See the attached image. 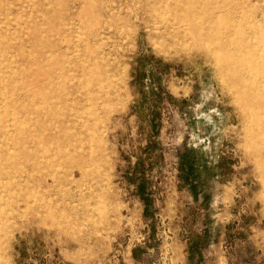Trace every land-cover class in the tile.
<instances>
[{
  "label": "rangeland",
  "instance_id": "rangeland-1",
  "mask_svg": "<svg viewBox=\"0 0 264 264\" xmlns=\"http://www.w3.org/2000/svg\"><path fill=\"white\" fill-rule=\"evenodd\" d=\"M175 3L0 0V264H264V0Z\"/></svg>",
  "mask_w": 264,
  "mask_h": 264
},
{
  "label": "bare ground",
  "instance_id": "bare-ground-1",
  "mask_svg": "<svg viewBox=\"0 0 264 264\" xmlns=\"http://www.w3.org/2000/svg\"><path fill=\"white\" fill-rule=\"evenodd\" d=\"M216 1L217 0H176V17L173 22L170 21L166 23V28L169 30L167 37L170 40L171 46H187L188 44H192L193 48L197 49L198 55L202 56L206 52V56L204 58L205 61L215 59L223 66H229L237 60L235 54H233L234 52L232 54L226 52L212 53L206 50L204 45L206 41H211L219 44L221 49L225 51L226 46L228 47L229 43L232 44L233 41L238 42L240 39V36L232 28L235 26L234 23L231 22L227 25V27L222 23L221 19L226 14L222 13L220 9L217 10V7L211 8ZM228 13V15L234 13V9L228 10ZM224 33L226 34L227 39L222 38L221 34Z\"/></svg>",
  "mask_w": 264,
  "mask_h": 264
}]
</instances>
